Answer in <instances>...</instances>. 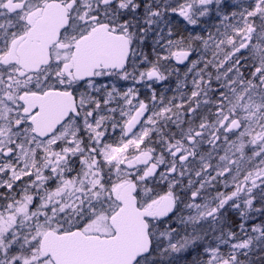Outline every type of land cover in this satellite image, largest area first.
<instances>
[{
  "label": "snow or ice",
  "instance_id": "1",
  "mask_svg": "<svg viewBox=\"0 0 264 264\" xmlns=\"http://www.w3.org/2000/svg\"><path fill=\"white\" fill-rule=\"evenodd\" d=\"M0 264H264V0H0Z\"/></svg>",
  "mask_w": 264,
  "mask_h": 264
}]
</instances>
